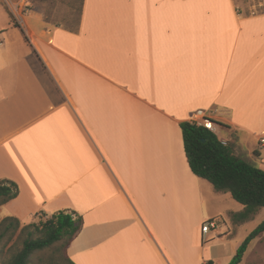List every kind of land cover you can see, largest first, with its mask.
<instances>
[{"label":"crops","instance_id":"crops-1","mask_svg":"<svg viewBox=\"0 0 264 264\" xmlns=\"http://www.w3.org/2000/svg\"><path fill=\"white\" fill-rule=\"evenodd\" d=\"M237 7L81 0L75 29L6 11L0 181L18 195L0 221L76 213L72 264H229L264 209L231 222L244 207L191 172L180 123L209 113L218 140L264 171V5Z\"/></svg>","mask_w":264,"mask_h":264},{"label":"trees","instance_id":"trees-1","mask_svg":"<svg viewBox=\"0 0 264 264\" xmlns=\"http://www.w3.org/2000/svg\"><path fill=\"white\" fill-rule=\"evenodd\" d=\"M10 15V14H9ZM11 17V23L13 17ZM183 147L191 172L200 179L209 182L216 193H229L233 200L244 208L231 214L234 225L251 220L264 209V171L247 158L236 155L231 146H223L211 132L191 125L180 123ZM18 187L8 180L0 181V206L15 199ZM82 218L74 212L59 211L36 226L41 237L29 236L23 240L22 247L10 257L6 264H29L36 251L59 243L66 264H72L66 257V248L82 228ZM29 226L20 228L17 219L7 217L0 221V246H5L20 229L19 235ZM264 234V220L253 229L238 247L229 264H239L249 244ZM0 253H2L0 251Z\"/></svg>","mask_w":264,"mask_h":264},{"label":"rangeland","instance_id":"rangeland-1","mask_svg":"<svg viewBox=\"0 0 264 264\" xmlns=\"http://www.w3.org/2000/svg\"><path fill=\"white\" fill-rule=\"evenodd\" d=\"M20 1L21 0H8L7 4L3 0H0V39H2V34L4 31H6L10 22L8 20L7 12L13 17V19L15 16L23 19V16L26 17V15L29 13L28 11L35 10L42 15V19L46 24L63 26L68 29H75L77 27L80 15L81 0H26L28 6L24 10L22 9V3H20ZM242 1L244 5L243 8L241 6L242 2L240 0L236 1L237 6H240L241 8V13L244 11L246 14H252L260 11V8L258 7V0ZM249 4L251 5L249 6ZM14 21H16V19ZM262 217L264 219V210ZM48 218L49 217L43 215L35 216L34 220L30 224L26 225L29 226L27 230L23 231V233L19 235V229L11 241H9L3 247L1 245L0 251L2 253H0V264H6L10 257L21 249L23 240L26 239L30 233L32 234L33 238L41 237V234L36 231L35 227H40V224L46 221ZM263 219L260 220V222H262ZM23 226L25 225L20 224V228ZM241 232L243 235L244 229ZM62 253L63 251L60 244L56 243L47 246L42 250L36 251L30 258L29 264H66ZM246 260L248 264H264V238L259 242V244L254 243L248 247Z\"/></svg>","mask_w":264,"mask_h":264},{"label":"built area","instance_id":"built-area-1","mask_svg":"<svg viewBox=\"0 0 264 264\" xmlns=\"http://www.w3.org/2000/svg\"><path fill=\"white\" fill-rule=\"evenodd\" d=\"M4 2H6L8 4V0H3ZM236 1H239V0H236ZM20 3H22V9L24 10L27 6H28V3L26 0H21ZM258 7L259 8H262L263 5H264V0H258ZM21 5V4H20ZM19 8V7H17ZM21 9V11H22ZM240 10L239 7H237V10ZM189 123L191 125H194L196 127H200V128H203L211 133H213L216 137H218V130H217V125L212 121L211 117H210V114L209 113H206L205 111L203 110H196L189 118ZM220 143L223 145V146H226L227 145V142L224 141V140H220ZM259 145L260 146H264V133L260 135L259 139ZM210 226L213 227L214 226V221H211L210 223Z\"/></svg>","mask_w":264,"mask_h":264}]
</instances>
